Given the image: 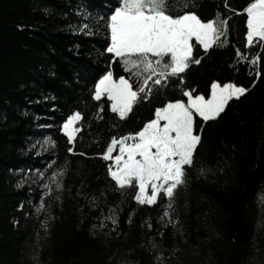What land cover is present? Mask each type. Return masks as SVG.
I'll list each match as a JSON object with an SVG mask.
<instances>
[{"label": "trees", "instance_id": "16d2710c", "mask_svg": "<svg viewBox=\"0 0 264 264\" xmlns=\"http://www.w3.org/2000/svg\"><path fill=\"white\" fill-rule=\"evenodd\" d=\"M189 2L202 19L229 17L223 43L194 41L200 62L121 119L107 95L94 97L107 71L127 76L106 51L118 0H0V264H264V45H247L249 0ZM213 81L249 91L215 120L196 119L201 142L174 198L138 203L109 175L110 138L186 90L207 97ZM75 111L70 143L62 126Z\"/></svg>", "mask_w": 264, "mask_h": 264}, {"label": "snow or ice", "instance_id": "6c2138e0", "mask_svg": "<svg viewBox=\"0 0 264 264\" xmlns=\"http://www.w3.org/2000/svg\"><path fill=\"white\" fill-rule=\"evenodd\" d=\"M193 6L189 0H118L107 20L110 43L106 51L113 60L119 58L127 76L116 79L111 70L107 71L95 84V99L107 95L111 110L124 119L153 87L180 77L190 63L200 62L193 59L194 41L205 50L223 43L229 17L218 12L213 18L202 19L190 10ZM242 12L246 13L247 45H264V0H249ZM260 59L255 55L251 62L256 64ZM248 91L234 82L213 81L207 97L186 90V101L169 99L155 108L154 118L138 130L110 138L103 152L105 160L114 161L108 167L109 175L120 189L135 187L134 199L140 204H155L162 196L172 200L176 189L186 182V166L193 165L201 142L196 119L215 120L231 100ZM81 120V112L75 111L63 122L62 131L70 143L81 131L77 126ZM116 149L118 154L113 155ZM167 207L171 208V203ZM169 215L165 210L163 216ZM108 219L116 223L113 217Z\"/></svg>", "mask_w": 264, "mask_h": 264}, {"label": "rangeland", "instance_id": "374dc122", "mask_svg": "<svg viewBox=\"0 0 264 264\" xmlns=\"http://www.w3.org/2000/svg\"><path fill=\"white\" fill-rule=\"evenodd\" d=\"M114 77V76H113ZM115 78V77H114ZM118 79V78H116ZM39 148H42V146L39 145ZM117 150H114L113 154L116 152ZM118 154V153H117Z\"/></svg>", "mask_w": 264, "mask_h": 264}]
</instances>
